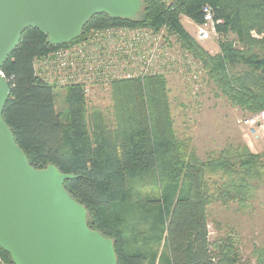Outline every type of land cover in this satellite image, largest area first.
Masks as SVG:
<instances>
[{
  "label": "trees",
  "instance_id": "16d2710c",
  "mask_svg": "<svg viewBox=\"0 0 264 264\" xmlns=\"http://www.w3.org/2000/svg\"><path fill=\"white\" fill-rule=\"evenodd\" d=\"M204 4L222 21L216 24L222 37L215 54L200 46L179 19L202 22ZM118 25L164 28L227 98L253 113L264 109V0H177L171 5L143 0L134 17L90 16L75 40L91 29ZM47 40L38 29H25L1 65L10 87L2 118L33 168L53 165L74 176L63 186L85 207L87 225L112 239L116 264L156 263L149 249L158 242L168 264H245L234 242L212 251L207 207L235 202L249 209L257 182L264 179L261 154L241 144L201 159L188 138L175 134L163 75L111 82V121L101 110L87 111L80 86L63 87L62 121L56 87L33 70L36 56L58 47ZM145 219L148 230L142 228ZM254 253L256 264H264V248ZM4 257L13 264L0 248Z\"/></svg>",
  "mask_w": 264,
  "mask_h": 264
},
{
  "label": "water",
  "instance_id": "95a60500",
  "mask_svg": "<svg viewBox=\"0 0 264 264\" xmlns=\"http://www.w3.org/2000/svg\"><path fill=\"white\" fill-rule=\"evenodd\" d=\"M143 0H0V67L21 33L36 28L48 43L77 39L90 16L134 17ZM10 95L0 71V248L13 264H116L111 238L87 225V212L65 190L72 174L33 168L2 118Z\"/></svg>",
  "mask_w": 264,
  "mask_h": 264
},
{
  "label": "rangeland",
  "instance_id": "374dc122",
  "mask_svg": "<svg viewBox=\"0 0 264 264\" xmlns=\"http://www.w3.org/2000/svg\"><path fill=\"white\" fill-rule=\"evenodd\" d=\"M179 19L184 29L194 37L193 23L184 15ZM165 36L167 39H174L172 35ZM221 37L217 32V38L211 37L198 44L210 54H215L219 52L218 41ZM228 38L234 40L235 36L229 34ZM163 76L167 80V95L175 134L178 138H188L201 159L226 146L244 144L252 153L261 154L264 161V128L255 125L254 132L245 126L243 119L254 113L227 98L208 78L200 64L193 74L168 71ZM53 92L56 109L62 121H65V90L54 88ZM85 100L89 113L93 109L101 110L104 117L111 121L113 101L110 84L96 87L93 94L85 97ZM254 194L251 207L246 210L239 208L235 202H211L208 205L209 239L214 253H218L220 245L223 246L228 241L234 242L242 261L245 264H256L255 249L264 248V179L257 182ZM146 219L142 222V228L148 230L150 225ZM132 243L130 239V244ZM154 248L149 249L150 259L156 256L154 264H168L162 242H158ZM2 260L8 264L5 257Z\"/></svg>",
  "mask_w": 264,
  "mask_h": 264
},
{
  "label": "built area",
  "instance_id": "2783aa9c",
  "mask_svg": "<svg viewBox=\"0 0 264 264\" xmlns=\"http://www.w3.org/2000/svg\"><path fill=\"white\" fill-rule=\"evenodd\" d=\"M175 1L160 0L166 5ZM201 14L200 23L187 17L194 25L193 38L198 43L217 38L216 24L222 22L214 18L209 4L201 6ZM165 34L174 36V39H167ZM198 64L176 36L164 28L154 31L143 26L118 25L91 29L78 40L36 56L33 70L35 76L46 84L56 88L78 85L84 97H88L96 87L113 81L144 79L168 71L193 74ZM242 123L254 132L255 125L264 128V109L245 117Z\"/></svg>",
  "mask_w": 264,
  "mask_h": 264
},
{
  "label": "crops",
  "instance_id": "0c3cea01",
  "mask_svg": "<svg viewBox=\"0 0 264 264\" xmlns=\"http://www.w3.org/2000/svg\"><path fill=\"white\" fill-rule=\"evenodd\" d=\"M0 264H5V263H3V261L0 259Z\"/></svg>",
  "mask_w": 264,
  "mask_h": 264
}]
</instances>
